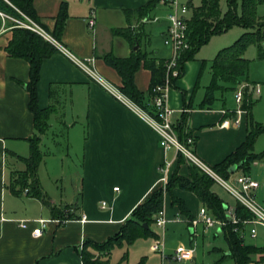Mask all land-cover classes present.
Returning a JSON list of instances; mask_svg holds the SVG:
<instances>
[{"label":"crops","instance_id":"obj_1","mask_svg":"<svg viewBox=\"0 0 264 264\" xmlns=\"http://www.w3.org/2000/svg\"><path fill=\"white\" fill-rule=\"evenodd\" d=\"M149 1L33 0V6L35 20L52 33L65 4L68 16L58 40L79 57H95L101 74L120 86L122 77L106 62L105 53L127 56L141 48L163 58L171 52L164 42L167 5L160 1L150 12L163 16L156 21L142 20L136 12ZM92 16L96 22L90 26ZM18 25L0 13V264H84L81 250L86 242H103L117 234L132 210L160 184L166 185L160 180L159 170L166 157H174L168 181L175 169L189 176L190 164L179 163L173 150L166 153L158 133L144 118L58 49L43 60L38 81L39 105L55 107L40 142L44 155L35 175L25 184L18 183L16 171L26 168L22 156L30 154L28 138L35 133L26 86L30 63L10 55L6 48ZM128 28L138 33L137 42L132 43L119 31ZM213 57L207 72L206 58L196 53L187 60L166 96L167 103L175 109V121L183 113L188 114L186 130L195 137L192 147L210 165L222 161L246 139L255 104L251 114L248 109L242 113L239 124H223L235 107L224 98L227 89L217 90L211 101L205 100L212 79ZM135 82L144 92V101H150L151 69L141 65ZM261 159H255L250 168V173L260 181L257 197L263 191L260 172L255 168ZM214 184L212 188L217 192ZM174 191L197 215L204 205L198 195L180 187ZM222 198L226 205L236 207L237 200ZM102 200L107 201L106 206H102ZM164 208L171 218L180 213L178 206L171 203L169 193H165ZM39 218L48 222L42 233L35 235L33 228ZM24 219L28 220L27 227L19 224ZM179 227L178 221L167 225L168 229ZM88 248L93 251L91 246ZM187 249L192 258V248ZM145 261L153 264L146 257Z\"/></svg>","mask_w":264,"mask_h":264},{"label":"trees","instance_id":"obj_2","mask_svg":"<svg viewBox=\"0 0 264 264\" xmlns=\"http://www.w3.org/2000/svg\"><path fill=\"white\" fill-rule=\"evenodd\" d=\"M160 1L150 0L144 6L138 8L136 12L139 13L142 20L146 21L152 18L153 15L150 12ZM238 1L228 0V8L225 11L221 8L220 0H201L198 5L189 2L191 5V15L188 19L187 29L189 46L181 51L178 62L182 72L185 62L194 58L200 47L212 35L224 32L235 24L246 28L237 39L230 45L221 48L213 57L212 79L207 86L206 102L215 97L217 90L235 89L243 80L242 78L246 75L250 65V59L245 56V49L249 43H257L259 57L264 58V16H260L257 9L258 5L264 0H240V11L238 10ZM0 10L18 18H24L23 12L37 19L33 0H0ZM133 11L128 10L130 13H133ZM67 16L66 6L63 4L57 17L56 29L52 32L57 39L60 38ZM119 31L123 32L132 43L137 42L139 39L138 33L130 28ZM6 48L10 55L23 57L30 63V78L26 82V86L30 93L29 108L34 114L35 133L28 138L31 145L30 154L22 156L26 168L16 171L19 174L16 181L25 184L30 177L35 175L44 155L40 142L42 134L49 126V118L55 110L53 105L48 107L39 105L38 81L40 68L43 60L56 52L58 47L35 30L18 25L14 28L13 38ZM168 56L157 58L151 52L137 48L127 56H118L113 52H107L103 57L120 73L122 77L121 89L137 102L147 105L144 101V92L136 85L135 73L141 65L151 69L150 93L152 94V87L165 80ZM246 106L251 114L250 104ZM187 119L188 114L183 113L175 123L176 131L182 140H185L191 134L186 130ZM263 132L264 122L256 121L250 115V127L246 139L222 161L212 165L213 168L224 177H229L233 173L229 170L230 166L241 163L237 170L250 172L253 160L264 157V149L256 151L254 148L258 136ZM178 161L181 163L189 160L182 152H179ZM189 164V176L182 175L178 169H175L166 185L160 184L132 210L117 234L110 236L103 242H86L81 250L84 264H111L109 257L116 245L120 246L124 242L132 243L140 237L157 236L154 222L158 211L164 207L165 193L170 194L171 203L178 206L182 214L190 220L193 219L195 215L191 212L186 200L175 193L174 189L176 187L195 192L210 212L217 217H225L226 202L212 188L215 183L213 177L196 163L189 161ZM53 209L55 208L53 207ZM236 212L242 217L253 216L252 212L240 201L236 202ZM145 223L148 226H145ZM188 224L190 226L191 222L188 221ZM222 232L229 244L228 253L234 258L235 264H247L254 259L253 254L260 250L264 252V244L247 243L243 231L235 229L233 223L225 225ZM89 246L93 248V251L88 248ZM136 264H146L145 257Z\"/></svg>","mask_w":264,"mask_h":264},{"label":"built area","instance_id":"obj_3","mask_svg":"<svg viewBox=\"0 0 264 264\" xmlns=\"http://www.w3.org/2000/svg\"><path fill=\"white\" fill-rule=\"evenodd\" d=\"M167 5V11L164 17L167 20V27L164 34V42L167 44L171 52L167 59V74L165 80L162 83L156 84L152 87V94L150 101H146V104H142L134 100L128 94H126L119 85L115 84L108 78H106L96 67L95 57L86 56L79 57L72 53L66 46H64L51 32H49L40 22L34 18L23 13L24 18H18L5 11L0 10L3 17L13 19L17 24L31 28L40 33L50 41H52L58 49L66 53L82 70H84L90 78L102 85L108 92L115 96L118 100L126 104L128 107L137 112L142 118H144L152 128L158 133L159 140L164 151H174L178 156L179 152H182L189 161H192L199 165L202 169L208 172L217 183L224 186L229 192H231L237 201L243 203L253 214L252 217H242L236 212V207L226 205V216L217 217L209 211L206 205H202L199 212L193 219L183 217L182 213H177L173 218L168 217L165 208L163 207L157 213L155 219V226L161 229L157 231V236L154 237L152 242V250L161 253L162 263L165 264L167 258L183 260L185 257H189L187 254V248L180 244L177 249L171 254H167L165 251V231L170 221H190L191 227L195 230L198 224H203L205 229L208 228H222L233 223L234 228L242 230L245 234L249 232L252 236L258 234V226L264 227V204H262L257 197V189L260 185V181L257 177L250 172H233L229 177H224L218 171H216L212 165L205 162L193 149L195 137L190 134L185 140L180 139L176 128L173 115L175 109L171 107L166 100L167 90L173 83V79L179 77L182 71L179 66V58L181 51L189 46L188 41V19L191 11V5L189 2H180L178 0H161ZM161 15L155 14L148 20L156 21L160 19ZM95 18L92 16L89 18L88 23L90 26L95 24ZM261 92L260 82L241 81L235 88V101L237 107L233 109V114L223 120L224 125L239 124L242 113L247 111V104H250L254 99V94ZM173 158L166 157L160 164L159 170L161 172L160 180L166 184L168 181V170L172 165ZM119 186H115L118 189ZM107 201L102 200V206H106ZM82 219H86V214H82ZM38 225L33 228L35 235H40L43 228L47 225L48 220L45 218L37 219ZM23 227L28 226V220H20L19 223Z\"/></svg>","mask_w":264,"mask_h":264},{"label":"rangeland","instance_id":"obj_4","mask_svg":"<svg viewBox=\"0 0 264 264\" xmlns=\"http://www.w3.org/2000/svg\"><path fill=\"white\" fill-rule=\"evenodd\" d=\"M180 2H189L199 4L200 0H178ZM221 8L225 11L228 8V0H220ZM258 14L264 16V2L258 5ZM238 10H241V1H238ZM26 14V13H25ZM28 15V14H27ZM29 16V15H28ZM246 28L235 24L228 30L217 33L203 44L197 52L199 57L206 58L208 64L204 69L205 72L209 68L210 59L215 53L230 45L237 39ZM245 56L250 59L249 69L242 81L260 82L261 92L254 94V99L250 102L252 107L253 117L256 120L264 122V58L259 57L258 45L255 42L249 43L245 49ZM207 75V73H205ZM227 103L231 107H237L235 101V90L227 89L224 93ZM247 107V106H246ZM250 107V108H251ZM248 109V107H247ZM255 150L261 151L264 149V132L258 136L255 143ZM254 161V160H253ZM259 170V177L262 179V193L258 195V200L264 204V157L259 161L255 167ZM45 170V169H44ZM241 169L237 170L240 171ZM239 173V172H238ZM214 179V178H213ZM215 180V179H214ZM217 192L227 200L235 202V196L229 192L224 186L215 181L214 184ZM166 210V209H165ZM167 216L170 217L169 213ZM179 222V228L166 229L165 231V251L167 254L174 252L179 244H184L187 248H192L193 257H185L183 260L167 258L165 264H235L234 258L228 253L229 244L225 234L220 228L205 229L203 224H198L195 230H191L188 221L182 220ZM157 231H161L158 227L154 226ZM152 236L141 237L137 239L134 244L124 242L122 245H116L112 250L111 263L112 264H130L139 260L145 255L148 262L153 264H161V253L153 251L150 248ZM247 243L264 244V227L258 226V234L252 236L249 232L244 234ZM98 254H100L98 252ZM253 260L247 264H264V252L261 250L253 254Z\"/></svg>","mask_w":264,"mask_h":264},{"label":"water","instance_id":"obj_5","mask_svg":"<svg viewBox=\"0 0 264 264\" xmlns=\"http://www.w3.org/2000/svg\"><path fill=\"white\" fill-rule=\"evenodd\" d=\"M135 47H138V44H136ZM240 164H241V163H235V164H232V165L230 166V168H229L230 172H235V171L238 169V167L240 166ZM145 226H148V224L145 223ZM191 230H193L192 227H191Z\"/></svg>","mask_w":264,"mask_h":264}]
</instances>
